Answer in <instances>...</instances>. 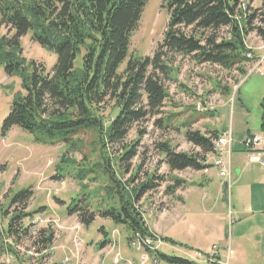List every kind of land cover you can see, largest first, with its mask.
<instances>
[{"label":"trees","instance_id":"obj_1","mask_svg":"<svg viewBox=\"0 0 264 264\" xmlns=\"http://www.w3.org/2000/svg\"><path fill=\"white\" fill-rule=\"evenodd\" d=\"M148 1L0 0V24L8 29L7 34L0 35V66L6 75L20 80V89L12 94L10 111L3 120V130L18 127L32 134L37 144L61 143L67 151L78 148L84 133H92L104 150L107 144L125 141L135 123L160 113L168 96L164 81L172 72L171 56H190L197 63L214 64L225 70L234 68L246 75L250 59L246 56L245 38L256 32L264 39V0L258 8H251L244 0H164L167 25L154 53L128 56L132 34ZM28 32L34 42L55 52L56 62L49 72L42 64L22 55L21 38ZM127 57L126 66L120 70ZM104 105L112 108L109 117L104 115ZM159 123L157 119L156 124ZM143 133L140 130L137 137ZM184 136L198 151H176L168 142L156 144L168 169L173 172L213 166L206 164V158L215 152L213 141L219 138L218 131L187 129ZM137 144L138 140L126 144L119 159L129 162L136 155ZM64 156L61 161L67 165L74 163L63 159ZM102 156L101 163L81 165L75 174L81 183L98 170L111 183L105 195H117V202L102 209L100 216L124 227L129 244L134 236L176 244L152 233L136 207L145 193L158 186L155 180L159 177L152 175L130 189L133 178L125 187L109 167V155ZM60 170L63 172L64 168ZM127 170L128 167L124 169ZM173 181L169 187L172 191L183 184L177 178ZM30 194V190L18 192L9 206L23 202L25 208ZM78 201L68 208V214H76L88 226L95 214L87 212ZM33 213L13 215L7 232H17L14 226ZM19 232L18 237L27 228ZM45 232L46 229L38 231V243L47 249L53 235ZM147 250L167 264H193L159 250Z\"/></svg>","mask_w":264,"mask_h":264},{"label":"rangeland","instance_id":"obj_2","mask_svg":"<svg viewBox=\"0 0 264 264\" xmlns=\"http://www.w3.org/2000/svg\"><path fill=\"white\" fill-rule=\"evenodd\" d=\"M163 1L149 0L145 5L140 23L132 34L128 56H152L154 53L167 25L168 16L162 7ZM244 1L251 8L262 5V0ZM7 33L8 29L0 24V35ZM223 33H226L225 30ZM245 44L248 49L246 56L252 55L258 59L264 56V39L256 32L246 36ZM21 45L22 55L27 60L42 64L48 72L52 69L56 62L55 52L34 42L31 32L21 38ZM127 60L128 57L121 64L120 70L126 66ZM171 60L172 72L164 81L168 96L160 113L135 123L125 141L107 144L104 150L92 133H84L78 148L67 151V147L61 143L37 144L32 134L18 127L4 131L3 120L10 111L12 94L20 89V80L16 76L6 75L4 67L0 66V264H81L82 251L91 245L95 246L96 252L101 251V255L114 253L115 258L120 254L117 239H124L128 244L125 228L100 216L102 209L117 202L114 197L117 195L111 198L105 195L106 187L111 183L98 170L90 173L81 183L75 177L81 165L101 163L102 155H109V167L125 187L133 178L128 187L130 189L152 175L159 177L155 180L158 186L145 193L136 204L145 225L158 237L168 235L169 211L176 215L185 204L199 206L208 203L203 192L199 193L198 189L202 186L206 169L171 172L163 162V155L158 152L156 144L168 142L176 151L196 152L198 149L186 141L185 130L206 133L215 129L226 130L223 133H227L232 129L234 138L231 146H234L235 139L238 141L240 136L246 135L247 130L251 132L264 125V76L258 73L259 66L255 65L257 60L250 59L245 76L234 68L225 70L218 65L197 63L190 56L175 54ZM111 110V106L104 105L105 116L109 117ZM157 119L160 120L159 125L156 124ZM140 130L144 133L137 137ZM223 133L213 143L218 142L220 145ZM137 140L136 155L129 162H122L119 157L125 150L123 147ZM218 145L214 146L213 154L207 155L206 164H211L213 157L218 156ZM64 154L63 159L74 161L72 165L61 161ZM126 167L127 172L124 171ZM60 168H64V171ZM215 169L218 171V167ZM174 178L182 180L183 184L172 191L169 187L173 185ZM231 185L232 182L223 191L222 202L227 213L231 210ZM22 190L31 191L25 208L23 202L9 206L11 198ZM77 199L78 204L86 208L87 212L95 214L94 221L88 226L83 225L76 214H68V208ZM174 206L180 207L177 212L173 210ZM20 212L33 214L14 226L17 232H7L10 218ZM191 216L188 215V221L192 220ZM183 226V221L173 224L177 232ZM24 227L27 232L18 237L19 230ZM42 229L53 235L47 249L38 243V231ZM229 234L227 229L228 237ZM105 240L109 242L101 245ZM170 245L169 242L161 241L159 249L166 254L172 252V256H180V251L173 250ZM175 248L179 249V245ZM148 249L152 251V246ZM138 251L140 254H148L143 245ZM132 253L138 258L137 250L133 249ZM202 255L199 259L204 260L205 256ZM225 256L229 258L228 246L225 247ZM135 264H138L136 259Z\"/></svg>","mask_w":264,"mask_h":264},{"label":"crops","instance_id":"obj_3","mask_svg":"<svg viewBox=\"0 0 264 264\" xmlns=\"http://www.w3.org/2000/svg\"><path fill=\"white\" fill-rule=\"evenodd\" d=\"M260 75L264 76V74ZM263 129L264 127L253 129L251 132L247 130L246 135L240 136L238 141L235 139L234 146H231L229 156L232 168L229 197L231 210L228 213L222 202L224 180L213 166L204 170L206 173L202 177V186L198 188L199 193L203 192L208 203L199 206L185 204L176 215L169 211L168 235L161 237L175 241L176 244L169 242L173 250L180 251V256L175 257L188 260L193 264H212L208 261L207 254L211 246L216 244L219 247L218 259H223L225 247L228 246V264H264V169L257 162L250 161L249 154L242 144L247 135ZM225 131L221 130L218 133ZM228 131L234 138L232 129ZM220 145H222L221 139ZM179 208L174 206L173 210L177 212ZM189 214L192 215L191 221L187 218ZM178 221L184 222L180 232L173 227V224L176 225ZM227 229H229V237ZM178 245L180 250L175 248ZM117 247L120 251L119 260H115L114 253L101 255V251L96 252L95 246L91 245L82 251L81 264H135V259L138 264H155V259L157 264H167L149 253L148 259L141 262L140 252L137 251L139 256L135 258V253H132L133 248L124 239L121 241L117 239ZM168 249L171 248L168 247ZM158 250L167 256H172V252L166 254L161 249ZM202 254L205 256L204 260L199 259L202 258Z\"/></svg>","mask_w":264,"mask_h":264},{"label":"built area","instance_id":"obj_4","mask_svg":"<svg viewBox=\"0 0 264 264\" xmlns=\"http://www.w3.org/2000/svg\"><path fill=\"white\" fill-rule=\"evenodd\" d=\"M241 6L244 8L245 4L242 3ZM247 58L251 59V61L259 60L258 73L264 74V56L258 59L257 57H253L252 55H247ZM231 143V133H223L222 145H218V156L213 157V164L218 165L219 176L224 180L226 188H229L232 182V169L229 162ZM242 144L249 154V159L257 162L264 169V130L247 135L243 139ZM144 239H149L152 241V251H155L161 247V240L158 238L153 240L149 237H144ZM78 244L80 245L81 242H79ZM130 246L137 251L139 249H142V244L136 243L135 236L131 239ZM218 250L219 249L217 245H213L211 247L207 255L208 261L212 264H228V256H225L223 259H218ZM118 256L119 254H117L115 260H118ZM147 259V254L140 255L141 262H144ZM65 263L66 262H64V264ZM154 263L157 264V259L154 260Z\"/></svg>","mask_w":264,"mask_h":264},{"label":"bare ground","instance_id":"obj_5","mask_svg":"<svg viewBox=\"0 0 264 264\" xmlns=\"http://www.w3.org/2000/svg\"><path fill=\"white\" fill-rule=\"evenodd\" d=\"M255 65L256 66H259V60H257L256 61V63H255ZM221 136V135H220ZM219 136V137H220ZM218 141V140H217ZM218 145V142H214V146L216 147ZM216 167H218V165H215ZM136 238H138V239H136ZM135 238V241H136V243L137 242H140V244H142L143 246H145L146 248H148V247H150L151 248V246H152V241L151 240H149V239H144V238H141V237H136Z\"/></svg>","mask_w":264,"mask_h":264}]
</instances>
